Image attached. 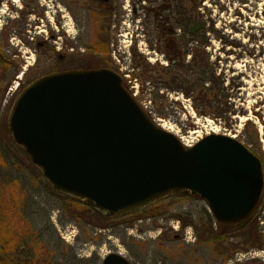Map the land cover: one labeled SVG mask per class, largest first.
I'll return each mask as SVG.
<instances>
[{
    "label": "rangeland",
    "instance_id": "obj_1",
    "mask_svg": "<svg viewBox=\"0 0 264 264\" xmlns=\"http://www.w3.org/2000/svg\"><path fill=\"white\" fill-rule=\"evenodd\" d=\"M144 1L109 0L103 17L100 3L92 0H0V151L6 164L0 182L15 179L22 190L6 240L24 254L19 261L37 251L46 264H103L109 253L130 264H264V191L242 228L219 227L206 202L187 194L165 198L133 217L105 219L53 192L10 137L7 117L16 95L10 97L9 88L15 83L105 67L123 75L140 106L181 142L195 143L215 131L243 144L264 165V0ZM178 7L185 17L193 7V35L178 23ZM156 9L170 19L185 53L177 67L168 61L171 47L160 46ZM141 29L135 40L133 32ZM100 40L109 42L108 54L86 52ZM134 53L149 64L148 74L133 71ZM168 67L165 75L159 69ZM208 215L212 231L225 234L220 245L202 234L198 240L195 226L200 234ZM254 236L261 250L253 246Z\"/></svg>",
    "mask_w": 264,
    "mask_h": 264
},
{
    "label": "water",
    "instance_id": "obj_2",
    "mask_svg": "<svg viewBox=\"0 0 264 264\" xmlns=\"http://www.w3.org/2000/svg\"><path fill=\"white\" fill-rule=\"evenodd\" d=\"M7 130L53 192L105 219L187 194L205 201L217 223L235 225L264 191L262 161L247 147L215 133L186 147L104 67L35 78L15 96ZM103 264L130 263L110 253Z\"/></svg>",
    "mask_w": 264,
    "mask_h": 264
},
{
    "label": "trees",
    "instance_id": "obj_3",
    "mask_svg": "<svg viewBox=\"0 0 264 264\" xmlns=\"http://www.w3.org/2000/svg\"><path fill=\"white\" fill-rule=\"evenodd\" d=\"M107 47H108V42L104 41V40H100L98 42H95L93 44V49H95L98 53H101L103 55L108 54L107 51ZM170 48V47H168ZM168 52L170 53L169 56H173L176 60L170 58L168 56V61L171 64V67H177L178 64L183 60L185 53L180 52L179 48H174L171 47L170 50H168ZM133 59L136 60V62L134 63V67L132 68L133 71L135 70V68L140 69L141 71L144 72V74H148L149 72V64L142 61V60H138V58L136 57L135 53L133 56ZM178 62V63H176ZM171 67L166 68H159L162 70V73L164 74V71H169L171 69ZM159 69H157V73H159ZM165 75V74H164ZM132 77H137L138 79L142 80L140 77V74L138 73H132ZM131 93V91H130ZM6 164H5V160L4 157L0 151V170L5 168ZM264 167V165L262 164V168ZM21 189H20V185L18 183L17 180L12 179L10 181H7V183L2 184L0 182V264H46L45 261H42L41 258L38 256V252H33V254L31 256H28L25 261H19L17 258L18 256H16L14 254V245L15 243L13 241L8 242L6 239L8 236H6V231L5 229H8L9 226H11V221L14 218V213H16V208L15 205L18 204V200L21 196L18 195H22L21 194ZM18 194V195H17ZM185 195V194H183ZM157 204V203H155ZM155 204H153L152 206L148 207L149 209H153ZM261 205V201L258 205V208ZM257 208V209H258ZM147 209V208H146ZM256 209V211H257ZM145 210V209H144ZM154 211V212H153ZM256 211L254 212V215L256 214ZM158 215V213H156L155 210H152L151 215ZM137 215L135 214H131L128 215V217H133ZM208 222L206 224H204V227L201 229V232L199 234V228H196V234L198 236V240L200 239V241L203 240L202 236L205 237V239H207L209 242H216L217 245H220L221 243H223L225 237H224V233L223 232H213L211 227H212V220L210 218V216L208 215L207 218ZM250 221V218L239 223V224H235V225H223V224H219V227H227L230 229H235V228H242L246 223H248ZM6 232V233H5ZM11 234V233H10ZM202 234V236H201ZM248 234V233H247ZM246 234V235H247ZM9 235V234H8ZM251 238V237H249ZM254 240L255 242H257V238L258 236H254ZM2 242V244H1ZM256 249L261 250L262 249V243H260V241L258 240V244L253 245ZM229 252V251H226ZM25 257V256H24Z\"/></svg>",
    "mask_w": 264,
    "mask_h": 264
},
{
    "label": "flooded vegetation",
    "instance_id": "obj_4",
    "mask_svg": "<svg viewBox=\"0 0 264 264\" xmlns=\"http://www.w3.org/2000/svg\"><path fill=\"white\" fill-rule=\"evenodd\" d=\"M92 1H95V2H98V3H100V5H101V11H102V16L103 17H106V15H107V11H108V7H107V5H108V2H109V0H92ZM142 2H145L144 0H141ZM171 1H174V2H176V1H178V0H171ZM123 2H125V0H123ZM174 2H173V4H174ZM141 3V2H140ZM172 4V3H171ZM193 6V5H192ZM110 8V7H109ZM111 9V8H110ZM140 9H145L144 7H141ZM178 9H179V13H177V16H178V18H177V21H178V23H179V20L181 21V23H179V24H182L183 23V25L185 24V27L187 28V30H186V32L185 33H187L186 35H193L194 34V29H193V25L192 24H190V22H193V16H194V11H193V7H192V9H191V11L190 12H188L189 14L188 15H186V17L183 15L182 16V14H183V10L184 9H182V7H178ZM155 12H156V14H155V16H156V21L158 22L160 19V24L158 25V27H159V29H160V36L161 37H163V41H161V45L160 46H162V47H165L167 50H168V47H174V48H179L180 46V44H178V38H175V36H177V33H174L175 32V30H174V28L172 27V25H171V23H170V19L169 18H167V16H161L160 14H161V12L160 13H157V9L155 10ZM178 12V11H177ZM96 14H97V12H96ZM95 14V15H96ZM138 13H136V11H135V9H134V15H137ZM173 14V13H172ZM99 14H97V16H98ZM138 15H140V14H138ZM105 19V18H104ZM190 21V22H189ZM183 27V26H182ZM105 28H106V23H104L103 25H102V27H100V32H103V34H104V30H105ZM180 28H181V26H180ZM180 30H182V32H184V30L181 28V29H179V31ZM132 32H133V30H132ZM141 32V34H142V32H143V29H141V31H139V32H136L137 33V35H139V33ZM159 36V37H160ZM160 37V38H161ZM167 39V40H166ZM180 40H183V37H181L180 36ZM123 42H124V40H123ZM109 43V42H108ZM182 45V44H181ZM91 51H95V49H93V47L91 46L90 48L88 47L87 48V50H86V52H90L91 53ZM59 58L60 59H62V56H59ZM105 60V59H104ZM106 63H107V65H109L108 64V61H106ZM98 68V67H97ZM91 69V68H90ZM21 80V79H20ZM29 82H31V81H29L28 80V77H25L24 79H22L21 80V83H20V87L21 86H25V85H27ZM32 251V250H31ZM14 254L16 255V256H19L20 258H23V255L24 254H22V252H18V249H15V251H14ZM110 254V253H109ZM22 262V261H21Z\"/></svg>",
    "mask_w": 264,
    "mask_h": 264
},
{
    "label": "bare ground",
    "instance_id": "obj_5",
    "mask_svg": "<svg viewBox=\"0 0 264 264\" xmlns=\"http://www.w3.org/2000/svg\"><path fill=\"white\" fill-rule=\"evenodd\" d=\"M162 126V128H165V130L166 131H169V132H171V129H170V127L169 126H166V125H161ZM212 133H215L216 134V132L215 131H212ZM185 145H190L191 143H185V142H183Z\"/></svg>",
    "mask_w": 264,
    "mask_h": 264
},
{
    "label": "built area",
    "instance_id": "obj_6",
    "mask_svg": "<svg viewBox=\"0 0 264 264\" xmlns=\"http://www.w3.org/2000/svg\"><path fill=\"white\" fill-rule=\"evenodd\" d=\"M15 88H16V85H15L13 88H11L10 91H12V90L15 89ZM191 144H192V143H191Z\"/></svg>",
    "mask_w": 264,
    "mask_h": 264
}]
</instances>
